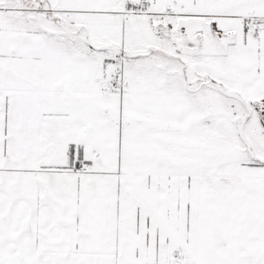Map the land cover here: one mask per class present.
<instances>
[{"label": "snow or ice", "instance_id": "snow-or-ice-1", "mask_svg": "<svg viewBox=\"0 0 264 264\" xmlns=\"http://www.w3.org/2000/svg\"><path fill=\"white\" fill-rule=\"evenodd\" d=\"M0 264H264V0H0Z\"/></svg>", "mask_w": 264, "mask_h": 264}]
</instances>
